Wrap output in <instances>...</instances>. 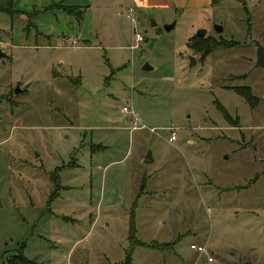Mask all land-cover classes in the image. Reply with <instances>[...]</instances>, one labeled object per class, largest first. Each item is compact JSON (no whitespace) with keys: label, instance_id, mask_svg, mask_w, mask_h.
<instances>
[{"label":"rangeland","instance_id":"1","mask_svg":"<svg viewBox=\"0 0 264 264\" xmlns=\"http://www.w3.org/2000/svg\"><path fill=\"white\" fill-rule=\"evenodd\" d=\"M69 1L0 11V264H264V0Z\"/></svg>","mask_w":264,"mask_h":264},{"label":"trees","instance_id":"2","mask_svg":"<svg viewBox=\"0 0 264 264\" xmlns=\"http://www.w3.org/2000/svg\"><path fill=\"white\" fill-rule=\"evenodd\" d=\"M211 1L213 3H216V0H211ZM243 5L245 6V9H246V3L243 2ZM55 7L63 9L65 12H67L70 15H74L79 23L82 22L84 19L85 8H82L79 6L65 5L63 3H59L55 6L50 7V8H55ZM0 11H3V12H6V13L13 15V11H14L13 0H5L2 3H0ZM194 37H196L195 39L197 42H195V44H194V46H192V48L195 51H199V52L203 51V56H202L203 58H205V56L209 55L210 52L217 45H225V42H222V41L221 42H218V41L212 42L210 36L200 37V36L196 35ZM232 43H234V42H232ZM240 93L245 94V97L249 100V102L252 105L254 104L253 98L250 95L249 90H245V91L241 90ZM7 262H8V264H41L36 259L26 258V256L23 254V250H20V251L16 252L15 254L9 256Z\"/></svg>","mask_w":264,"mask_h":264},{"label":"crops","instance_id":"3","mask_svg":"<svg viewBox=\"0 0 264 264\" xmlns=\"http://www.w3.org/2000/svg\"><path fill=\"white\" fill-rule=\"evenodd\" d=\"M67 2H68V5L84 6L86 10H88V8L90 7L89 4H84V5L74 4V3H70L69 0H67ZM121 2L122 4H125L124 1H121ZM210 3H212L211 0H132V3L131 5L128 6V8L131 7L134 10L135 14H138L141 17V19L142 18L144 19L143 11L147 10L148 8H159L162 10L171 11L173 9L178 10V9H188V8H202L205 5H209ZM120 6L123 7L122 5ZM120 14L125 15V11H121ZM85 19H84V22H85ZM84 30H86V27H84ZM81 33L82 31H80V34ZM90 34L91 33H89L88 36Z\"/></svg>","mask_w":264,"mask_h":264},{"label":"water","instance_id":"4","mask_svg":"<svg viewBox=\"0 0 264 264\" xmlns=\"http://www.w3.org/2000/svg\"><path fill=\"white\" fill-rule=\"evenodd\" d=\"M175 22L170 23V24H166L165 25V29L166 30H171L175 27ZM216 30L217 32H221L223 31V27L222 26H216ZM206 30L202 29L198 31V35L201 37H204L206 35ZM0 39H2V36H0ZM155 40H151V42L149 43V47L152 48L154 45ZM256 46H257V54H258V59H257V63L256 66H264V46L259 42L256 41ZM6 56V54L0 49V59L2 57ZM196 63V58L195 57H191V64ZM144 70H151L153 69V67L151 65H149L148 63L144 65L143 67ZM21 89L20 87H18L16 89V92H20ZM145 163H152L153 162V158H152V153L149 151L146 158H145ZM119 198V192L118 190L116 192H114L113 194V200L116 201Z\"/></svg>","mask_w":264,"mask_h":264},{"label":"built area","instance_id":"5","mask_svg":"<svg viewBox=\"0 0 264 264\" xmlns=\"http://www.w3.org/2000/svg\"><path fill=\"white\" fill-rule=\"evenodd\" d=\"M134 15H135L134 10L133 9H130V12H129V15L128 16H129V18H132L133 19L132 20L133 23H136V20L134 18ZM136 40H137V43H140V42H142L144 40V36L141 33H138ZM124 111L127 112V113L129 112L131 114H134V111L132 109L128 108V107H124ZM171 130H172V132H171L169 141L170 142H174V141L177 140V133H176L174 127H171ZM191 247L194 250H197L199 253H206L207 252L206 247L205 246H202V245H196V244H194ZM209 261H212V258L211 257L209 258Z\"/></svg>","mask_w":264,"mask_h":264},{"label":"flooded vegetation","instance_id":"6","mask_svg":"<svg viewBox=\"0 0 264 264\" xmlns=\"http://www.w3.org/2000/svg\"><path fill=\"white\" fill-rule=\"evenodd\" d=\"M197 35H198V34H197ZM198 36H199V35H198ZM206 36H208V35H207V32H206V35H205L204 37H206ZM200 37H201V36H200Z\"/></svg>","mask_w":264,"mask_h":264}]
</instances>
